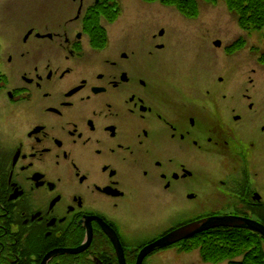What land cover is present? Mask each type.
<instances>
[{"label": "flooded vegetation", "instance_id": "flooded-vegetation-1", "mask_svg": "<svg viewBox=\"0 0 264 264\" xmlns=\"http://www.w3.org/2000/svg\"><path fill=\"white\" fill-rule=\"evenodd\" d=\"M223 2L0 0V264H139L197 221L264 223V53Z\"/></svg>", "mask_w": 264, "mask_h": 264}, {"label": "trees", "instance_id": "trees-1", "mask_svg": "<svg viewBox=\"0 0 264 264\" xmlns=\"http://www.w3.org/2000/svg\"><path fill=\"white\" fill-rule=\"evenodd\" d=\"M176 7L185 16L193 17L198 0H146ZM218 0H202L204 3H217ZM240 19L242 26L250 32L264 30V0H224ZM194 14V15H193ZM189 250L197 247L205 262L219 264H264V243L255 234L244 230L218 229L197 238Z\"/></svg>", "mask_w": 264, "mask_h": 264}, {"label": "water", "instance_id": "water-1", "mask_svg": "<svg viewBox=\"0 0 264 264\" xmlns=\"http://www.w3.org/2000/svg\"><path fill=\"white\" fill-rule=\"evenodd\" d=\"M235 228V229H244L250 232L257 233L264 239V225L262 226L256 221L245 219V218H237V217H217L214 219H206L202 221L195 222L191 225L184 227V229L174 231L168 237L162 239L161 241L156 242L151 245L150 248H147L142 252L139 258V264L143 262V259L150 254L152 251L161 250L165 247L173 246V244H177L184 239H189L195 236L197 233L207 232L208 230L218 229V228ZM86 248L72 251H60V252H52L45 259L42 264H47L51 258L61 255V254H79L83 253Z\"/></svg>", "mask_w": 264, "mask_h": 264}, {"label": "rangeland", "instance_id": "rangeland-1", "mask_svg": "<svg viewBox=\"0 0 264 264\" xmlns=\"http://www.w3.org/2000/svg\"><path fill=\"white\" fill-rule=\"evenodd\" d=\"M219 8L220 9H216V12L214 13V16H215L214 19L218 21V24H219L220 19L223 20L224 23L230 20V24H232V26L235 29V25H234V20L236 17L235 14L233 13L230 14L228 10H225L222 7H219ZM250 41H251L250 42L251 47L256 46L257 47L256 51L260 50L261 52L264 53V30L254 31L250 37ZM256 51H255V54L257 55L258 53H256ZM253 58H254L253 59L254 67L256 66L261 67L262 65H257L255 62L256 56ZM262 63H264V60L262 61ZM254 153L255 154L253 157V165H256V168H257L256 172L260 176L257 183L260 188L263 187V190L261 191L259 190V192L262 193V197L264 198V142L263 141H259V146ZM158 257L159 256H157V258L153 257L149 261V264H167L168 262H170L171 264H180L182 262L183 263L186 262V264H205L200 258L199 252L197 251L195 253L187 254L185 256H179L177 254L175 256V253H172V257H170L169 259L167 257H163V258H158ZM226 263L227 262H222L219 264H226Z\"/></svg>", "mask_w": 264, "mask_h": 264}]
</instances>
